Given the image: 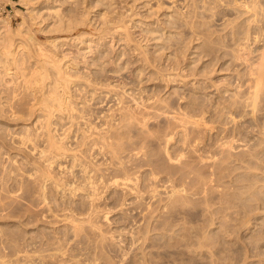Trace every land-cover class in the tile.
<instances>
[{
	"label": "rangeland",
	"instance_id": "obj_1",
	"mask_svg": "<svg viewBox=\"0 0 264 264\" xmlns=\"http://www.w3.org/2000/svg\"><path fill=\"white\" fill-rule=\"evenodd\" d=\"M20 2L0 264H264V0Z\"/></svg>",
	"mask_w": 264,
	"mask_h": 264
},
{
	"label": "bare ground",
	"instance_id": "obj_2",
	"mask_svg": "<svg viewBox=\"0 0 264 264\" xmlns=\"http://www.w3.org/2000/svg\"><path fill=\"white\" fill-rule=\"evenodd\" d=\"M107 24V23H106ZM10 24H9V22L7 23V20H5V19H2L1 18V20H0V45L3 43L1 40H2V31L4 30V29H9L10 28ZM69 30V34H67V37H65V43L69 40V41H76L77 40V42L78 43H80L81 45H82V48H86L87 47V45H88V39H86V40H84L83 38H74L73 37V35H74V33H72L73 32V30H71L69 27L67 28V29H65V31H68ZM75 31V30H74ZM5 41H7V42H5ZM4 42L5 43H7V44H10L11 46H13L14 44H13V42H12V40H10V39H8V38H5V40H4ZM57 44V43H56ZM55 44V45H56ZM256 79H255V83H256V85L257 86H259V85H261L262 84V80H263V78H264V56H263V63L261 64V66H260V68H258V70L256 71ZM2 110V109H1ZM0 113H1V111H0ZM124 176V175H123ZM116 177V176H115ZM125 179H126V177H125ZM123 180H124V178H123ZM127 180V179H126ZM125 180V181H126ZM116 181V180H115ZM120 181V180H119ZM119 181H116L115 183L118 185V186H120V185H124V187L127 185V183L125 184V183H120ZM127 182H128V180H127ZM91 183V182H90ZM93 183V182H92ZM91 183V185L93 186V184ZM120 184V185H119ZM91 186V192H93V190H92V187ZM128 186V185H127ZM126 186V187H127ZM95 188V187H94ZM93 188V189H94ZM96 189H98V188H96ZM95 189V190H96ZM89 190H90V188H89ZM94 190V191H95ZM98 191V190H97ZM89 193V194H92V193ZM96 192V191H95ZM94 192V193H95ZM93 196H94V194H92ZM91 195V196H92ZM88 196H90V195H88ZM97 196V194L95 195V197ZM89 198V197H88ZM93 199V198H92ZM95 199V198H94ZM90 200H91V197H90ZM95 200H97V199H95Z\"/></svg>",
	"mask_w": 264,
	"mask_h": 264
},
{
	"label": "built area",
	"instance_id": "obj_3",
	"mask_svg": "<svg viewBox=\"0 0 264 264\" xmlns=\"http://www.w3.org/2000/svg\"><path fill=\"white\" fill-rule=\"evenodd\" d=\"M21 8L20 0H0V18L17 21L20 18L18 11Z\"/></svg>",
	"mask_w": 264,
	"mask_h": 264
}]
</instances>
